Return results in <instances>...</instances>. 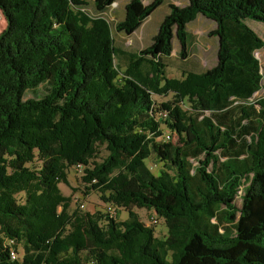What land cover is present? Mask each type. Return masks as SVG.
<instances>
[{"label":"trees","instance_id":"trees-1","mask_svg":"<svg viewBox=\"0 0 264 264\" xmlns=\"http://www.w3.org/2000/svg\"><path fill=\"white\" fill-rule=\"evenodd\" d=\"M114 2L0 0V264H264V41L246 23L264 24V0L170 4L137 52L114 46L101 16ZM162 2L129 0L115 31L131 35ZM197 15L216 24L217 62L169 77L172 41L185 58ZM77 165L124 220L70 209L59 184Z\"/></svg>","mask_w":264,"mask_h":264},{"label":"rangeland","instance_id":"rangeland-1","mask_svg":"<svg viewBox=\"0 0 264 264\" xmlns=\"http://www.w3.org/2000/svg\"><path fill=\"white\" fill-rule=\"evenodd\" d=\"M124 1V0H122ZM153 0H145L144 4H150ZM121 2V0H120ZM116 3L112 4L101 16L104 17L111 25L112 37L114 40V46L124 52H137L145 47H148L153 36L157 33L160 23L164 17L169 13V5L173 4L181 7L183 0H163L161 5L151 13V15L144 20L141 26L131 35H126L123 32L115 31L114 27L117 22H120L124 18L122 6L120 3L116 8ZM87 10L92 12L90 5ZM247 25L253 29L263 40H264V24L258 23L253 20H247ZM5 27V21L0 13V32ZM216 29V24L203 17L197 15V17L187 25L188 42L186 46L185 58L179 55V45L176 39H173V50L168 59V75L169 77L178 78L181 77L182 71L191 72H204L205 70L213 67L217 62V47L218 39L215 35L210 33ZM255 57L258 59L261 72L264 79V49H260L255 53ZM115 64L118 66L119 71L124 70V60L122 57L116 58ZM42 92L39 88L35 94ZM32 92H26L25 97H33ZM255 98L264 97V80L262 81V88L260 91L255 93ZM171 96L158 97L154 96V101L158 103L169 100ZM185 108V107H184ZM146 165L150 170L157 175L158 169L161 168V164L156 162L154 159L146 161ZM83 175L82 170L77 168H71L68 171L67 181L68 185L59 184L61 193L64 196L71 198L70 209L76 207L82 211L87 212H104L106 210V204H104L99 193L96 191H88L83 184L81 177ZM23 196L20 194L17 199L21 202ZM241 199H236V205L240 206ZM138 214L139 220L146 226H150L154 230V234L157 237H163L166 234V227L161 218L155 215L153 211L145 209H134ZM114 217L118 220H124L127 216L123 209H115L113 211ZM152 217L158 219V224L153 226L149 224ZM19 254L21 251L19 250Z\"/></svg>","mask_w":264,"mask_h":264},{"label":"built area","instance_id":"built-area-1","mask_svg":"<svg viewBox=\"0 0 264 264\" xmlns=\"http://www.w3.org/2000/svg\"><path fill=\"white\" fill-rule=\"evenodd\" d=\"M165 138L169 139V135L165 134ZM75 168L81 170L82 167L80 165H77ZM105 207H106L105 211L107 213L111 214L112 216H115V214H113L114 213L113 211L115 210V208L113 206L106 205ZM149 224L153 225V226L157 225L158 224V219L156 217H152L151 220L149 221ZM8 245L10 246V251H9L10 258L12 260H14V259H16L18 257L17 250L12 246L13 245V241H11V240L8 241Z\"/></svg>","mask_w":264,"mask_h":264},{"label":"crops","instance_id":"crops-1","mask_svg":"<svg viewBox=\"0 0 264 264\" xmlns=\"http://www.w3.org/2000/svg\"><path fill=\"white\" fill-rule=\"evenodd\" d=\"M128 1H129V0H124V1L121 0V2H120V0H116V2H117V3H116V8H118V6H119L120 3L123 4V6H122L123 14H124V8H125V5L128 3ZM144 1H145V0H143V5H148V4H144ZM114 3H115V2H114ZM114 3H113V4H114ZM186 4H187V0H183L182 6H185ZM182 6H181V7H182ZM174 39H175V38H174ZM217 39H218V38H217ZM262 40H263V39H262ZM263 41H264V40H263ZM178 45H179V44H178ZM217 49H218V47H217ZM172 50H173V41H172ZM200 73H201V72H200ZM263 80H264V79H262V81H263Z\"/></svg>","mask_w":264,"mask_h":264}]
</instances>
